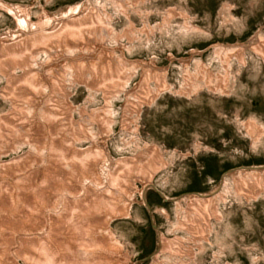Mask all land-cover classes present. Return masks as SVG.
Wrapping results in <instances>:
<instances>
[{
    "label": "rangeland",
    "instance_id": "374dc122",
    "mask_svg": "<svg viewBox=\"0 0 264 264\" xmlns=\"http://www.w3.org/2000/svg\"><path fill=\"white\" fill-rule=\"evenodd\" d=\"M2 1L21 8L30 24L45 32L51 28L47 23L49 17L54 28L57 26L54 21L59 22L53 18L61 12L77 4L84 3L86 7L98 4L110 16L114 32L134 28L138 35L129 42L125 38L118 40L119 49L107 43L115 48L112 55L135 63L136 68L140 62L141 67L126 81L124 91L108 99L100 91L70 78L66 87L61 86L67 92L60 94L61 87L58 85L57 90L54 78L65 81L70 70L75 71L64 68L70 63L62 57L69 52L66 45L70 42L64 45L63 37H48L39 41L41 52L36 60L28 57L30 63L45 64V76L51 80L47 81L49 85L45 82L39 86L42 102L26 104L24 99L15 97L24 96L14 95L13 91L19 84L20 69L13 71L18 76L14 82H7L0 72V264L8 263L2 255L11 258L19 255L14 258L15 264H45V261L82 264L93 254L98 256L95 264L114 256L105 247L112 241L115 252L118 249L129 252L128 264H139L137 261L141 259L145 260L143 264H264V192L248 199L236 195L231 173L264 167V62L246 48L245 66L230 62L228 92L224 94L209 89L214 81L207 85L189 80L185 84L184 76L192 78L201 66L213 74L224 75L218 61L222 50L249 46L254 36L264 40V0H145L126 11L128 17L109 0ZM3 10L0 7V39L8 37L2 40L10 44L25 39L27 34H21L18 20ZM138 30L144 33H137ZM55 49L61 53L51 54ZM3 56L0 54L2 59ZM77 62V67L89 68L85 59ZM110 62L115 70L116 65ZM153 62L155 68L151 67ZM143 68L166 69L167 89L155 100L141 103L137 114L127 115L128 105L135 101L132 94L142 83ZM148 87L153 90L154 83L149 82ZM186 87L189 93L178 94ZM66 103L70 111L64 115L73 118L72 125L62 126L66 122L63 115L56 125L57 115L50 117V113L43 112V105L65 109ZM125 115L134 119L133 126L137 125L134 141H130L131 132L123 127ZM21 117L27 120L22 121ZM90 118L99 120L91 122ZM100 118L111 129L95 135L98 132L95 124L101 122ZM22 122L27 123L24 130L20 127ZM248 122L254 126L253 136L244 127ZM81 123L92 132L91 137L85 138L79 130ZM35 133L37 139L33 138ZM100 142L113 159L134 157L143 152L145 145L154 146L166 163L153 174L155 190L150 188L145 193L147 206L139 193L142 183L136 181L135 201L128 216L104 219L112 240L104 236L101 249L96 242L104 232L103 220L96 203L90 208L87 217L91 222H86L87 226L68 228L82 224L83 220L75 224L80 215L78 209L93 202L80 203L77 192L81 182L92 176L88 164L99 162L94 150L101 148ZM69 145L72 148L68 150ZM217 192L224 199L218 204L220 216L211 220L205 237L193 240L191 234L178 227L181 218L178 199ZM23 194L27 201L21 199ZM45 207L50 210L45 211ZM120 209L121 206L117 210L122 213ZM45 214L56 218L51 231L41 225ZM94 215L96 219L92 218ZM152 224L158 232L151 228ZM159 233L167 239L178 237L187 241L192 254L179 258L158 253ZM141 238L151 241L141 243ZM80 239L85 246L78 247ZM140 248L143 254L133 258ZM69 258L70 263H65Z\"/></svg>",
    "mask_w": 264,
    "mask_h": 264
},
{
    "label": "bare ground",
    "instance_id": "6f19581e",
    "mask_svg": "<svg viewBox=\"0 0 264 264\" xmlns=\"http://www.w3.org/2000/svg\"><path fill=\"white\" fill-rule=\"evenodd\" d=\"M144 1L145 0H109V2H112L114 6L117 7L119 12L123 13L125 17H128L126 11L135 9L141 2ZM0 7L4 8L3 11H7L8 14L18 20V25L22 27L19 29L23 30H21V34H27L25 39L14 41L17 44H10L2 40L8 37H2V39H0V54L4 55L3 59L0 57V72L3 75L5 74L4 78L8 79L7 82H14L18 79V76H16L13 71L16 68L20 69L21 75L19 76V84L15 89H13V91L15 90L14 95L20 93V95H24L15 97L24 99L26 104H29L27 101L35 103L38 101L42 102L44 97L41 95V83H48L47 81H51L50 79H47V74L45 76V64L38 62L33 64V62L30 63L28 61L30 55L31 58L33 57L36 60L37 54L41 52V49H39L41 46H39L38 43L43 38L63 37L65 41L64 45L67 42H70L66 45L69 52L63 53L62 57L63 59L67 60L68 63H70L69 65L64 66V68H74L75 71L70 70L71 74L68 78H66L65 81L63 78H54L55 80H53V84H55L56 87L58 85L60 87H66L67 84L65 83H69L68 79L70 78V80L79 84H83L89 89H96L100 91L104 95V98L108 99L111 96L124 91L131 74L136 73L137 68L141 67L140 62L137 63L138 67L136 68L135 63L127 61L120 56L116 57L115 55H112L113 52H115V48H121V43H119L118 40L125 38L129 42L132 38L135 39V37L138 35H135L136 31L134 28L124 30L123 33L114 32L110 26V16L104 13L103 9H101L98 4L91 7H86V5L84 6V3L77 4L74 7L61 12L59 17L53 18L59 22L57 23L54 21V24H57V26L54 28H52L53 23L50 21L52 18L49 17L47 23L50 24L49 26L52 29L47 28L48 31L46 32L37 29V27L34 28L30 24L29 18L24 16L22 9L18 6H12L0 0ZM191 29L196 31V28L192 27ZM30 31L35 33L30 35ZM141 32L144 33V30L137 31V33ZM107 43L115 44V48H111V46L108 47ZM234 47L222 50L218 58V61L220 62V65H222V68L225 72L224 75L219 73L213 74L207 67L201 66L198 70V74L192 76V78L187 74L184 75L185 84L186 82L188 83L189 80H195L197 84L199 82H204L207 85L214 81V86H209V89L215 93L224 94L228 92V68L230 66V62L236 61L239 65L245 66L246 48L260 56L264 62V40L262 37L254 36L251 39L249 46L238 45ZM58 53H61V50L60 52H57L55 49L51 52L53 55ZM81 59H85L86 63L89 64V68L76 66L78 63L77 61H80ZM8 60L16 62L9 63ZM110 61L114 64V67L116 65L115 70H112L111 65H109L108 62ZM180 62L183 64L184 60ZM150 63L151 62H149V64ZM151 67L155 68L154 62L151 64ZM73 71L74 73H72ZM166 75V69L154 70L151 68V70H149L143 68L141 76L142 83L137 86V88H139L135 93L132 94V100L134 99L135 101H133L134 103H130L128 105L127 109L129 108L130 112H126L127 115L137 114V110L139 109L141 103H147L155 100L160 92L167 89ZM151 81L154 83L153 90L148 89V83H151ZM47 85H49V83ZM59 86L57 90L59 89ZM186 88H181L178 94L185 95L186 92L189 93V87ZM59 91L60 94L67 92L63 87H61ZM192 93L194 95L196 94V92ZM17 105H19V103ZM64 106L66 107V110L60 106L49 104L43 105L42 108L44 113H50V117H53V114L57 115L56 125L58 124L57 119L59 116L63 115L65 116L63 120L67 123L64 122L62 126H69L72 125L74 121L72 117L66 118V115H64L67 111L68 113L70 111V106L68 103H66ZM127 115H125L126 117L124 119L123 127L124 129H128L131 132V135L129 136L131 139L130 141H134V139H136L134 133L137 130V125L133 126L132 124L135 123L134 119L131 120V117H127ZM21 118L22 121L27 120L25 117ZM98 120L99 119L90 118L89 121L93 122ZM100 121L101 122H97L95 124L98 127V134L96 133L95 135H103V131L105 134L106 129H111L105 119L100 118ZM26 124V122H22L20 127L24 130L27 128ZM80 126H82V123L79 124V127ZM83 126L81 127L82 129L79 130L85 135V138L91 137L92 132H90L89 129L85 127L83 128ZM244 127L250 136L254 135V126L250 122L246 123ZM38 130L39 129H37V131ZM33 138H38L36 133L34 134ZM100 145L102 149L100 148L94 150L95 153H100L96 156L100 163L98 161H94L88 164L90 169L89 173L92 174V176L90 175L89 178L87 177L81 182L80 188H78L79 191L77 192L78 201H80V203L88 201L93 202L88 204L89 206H82L81 209H78L80 211V215L76 219L75 224H77V221L83 220L82 224L69 225L68 228L73 229V227L77 228V226H87L85 223L88 221L91 222V219L87 217L89 215L90 208H94L93 204L96 203V209H98L97 211L99 212V218L103 220L101 223L104 232L97 237L96 242V244H98L96 247L101 249V247H104V236L112 240V238L109 236L110 229L109 227L105 226V220H110L111 218L117 216H128L130 206L135 201V193L137 191V187H135L136 181L142 183L143 189L139 191V193L142 195L144 205L147 206L145 193L150 188L154 189V186L152 185L153 174L160 168H164L166 163L162 157V154L154 146L145 145L143 152L140 155H137L138 157L134 156L126 159H113L101 142ZM67 148L69 150L72 147L69 145ZM74 167H76V165H74ZM236 171H238V174L235 175ZM231 173L233 175L232 178L236 195H243L248 199L254 198L264 192V167H253L249 169L243 168L231 171ZM3 199L5 198L3 197L1 200ZM21 199L27 201L28 197L23 194L21 195ZM163 199L164 201H167L165 197ZM178 201L180 202L177 203V208L180 211L181 217L178 221V227L179 229L191 234L194 238L193 240H195V238L203 236L205 237L204 234L211 228V220H215L220 216L218 204L220 201H224V199L223 196L217 192L210 195H186L182 199H178ZM109 206H112V208ZM119 206H121L120 210L123 211L122 213L117 210ZM74 207V209H77L76 206ZM44 209L45 211L50 210L46 207ZM23 213L26 215L25 212ZM45 217L46 219H41V225H43L44 228H47L48 231H51V225H54L56 218L51 216V214H45ZM92 218L96 219L97 215H94ZM93 227L94 226H92V229ZM151 228L157 231L154 224L151 225ZM92 229L89 228V231ZM80 241L81 242L79 243L78 247L86 245L83 239H80ZM105 247L110 250L111 253L113 252L114 256L110 255L107 257V259L105 257L103 262H98L95 264H128L131 260L129 252H122L119 249L116 250V252L113 250L115 249L113 241L112 244L108 243ZM17 251H19L17 252L18 254L21 253L20 250ZM158 253H165L169 254L170 257L173 256L181 258L191 255L192 248L189 246L187 241L181 238L176 237L174 239H167L163 234L159 233ZM2 257L7 260V264H15L14 258L19 257V255H15L14 258H11L7 255H2ZM133 258L136 257L133 256ZM97 259L98 256L93 254L91 258H86L85 262H82V264H94ZM70 260L71 258H69V260L65 259L64 262L70 263ZM144 261L145 260H142V262ZM45 262V264H50L49 261ZM137 263H139V261H137Z\"/></svg>",
    "mask_w": 264,
    "mask_h": 264
},
{
    "label": "flooded vegetation",
    "instance_id": "af4514ba",
    "mask_svg": "<svg viewBox=\"0 0 264 264\" xmlns=\"http://www.w3.org/2000/svg\"><path fill=\"white\" fill-rule=\"evenodd\" d=\"M150 242L148 238H145V239H142L141 238V243H148ZM144 252V250L142 248L139 249V252L137 254L134 255V257H139L140 255H142ZM143 259L141 260H138V261H142ZM140 264H143V262H140Z\"/></svg>",
    "mask_w": 264,
    "mask_h": 264
},
{
    "label": "water",
    "instance_id": "95a60500",
    "mask_svg": "<svg viewBox=\"0 0 264 264\" xmlns=\"http://www.w3.org/2000/svg\"><path fill=\"white\" fill-rule=\"evenodd\" d=\"M166 201V200H165ZM142 262V261H141Z\"/></svg>",
    "mask_w": 264,
    "mask_h": 264
}]
</instances>
